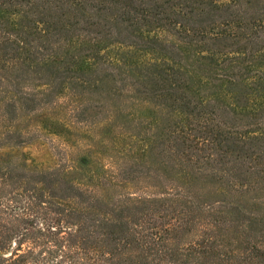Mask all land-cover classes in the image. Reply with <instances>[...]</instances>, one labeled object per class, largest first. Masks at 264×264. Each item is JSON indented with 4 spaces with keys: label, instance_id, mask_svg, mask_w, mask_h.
Listing matches in <instances>:
<instances>
[{
    "label": "trees",
    "instance_id": "1",
    "mask_svg": "<svg viewBox=\"0 0 264 264\" xmlns=\"http://www.w3.org/2000/svg\"><path fill=\"white\" fill-rule=\"evenodd\" d=\"M115 43L156 58L118 62ZM0 94L6 123L66 98L129 139L123 160L142 146L99 183L143 179L102 200L0 166V264H264V0H0Z\"/></svg>",
    "mask_w": 264,
    "mask_h": 264
},
{
    "label": "rangeland",
    "instance_id": "2",
    "mask_svg": "<svg viewBox=\"0 0 264 264\" xmlns=\"http://www.w3.org/2000/svg\"><path fill=\"white\" fill-rule=\"evenodd\" d=\"M149 34L170 38L163 30H153ZM104 52L113 60L129 64L144 63L156 58L154 53L119 43L109 45ZM57 101V106L51 110L35 114L21 113L10 123L0 118V141L6 129L28 133L25 141L20 144L13 139L0 143V166L12 165L31 172L59 169L63 176L81 187L91 189L102 200L143 193V179L114 185L99 183L100 176H107L110 168L125 160L138 158L142 146L134 144L135 151L126 153L123 160L121 147L129 142L128 138L115 143L110 135L106 136L109 130L107 125L73 122L65 109L66 98L59 97ZM139 109L143 114V106ZM194 236L189 234L184 239L189 240ZM4 255H9V250Z\"/></svg>",
    "mask_w": 264,
    "mask_h": 264
}]
</instances>
